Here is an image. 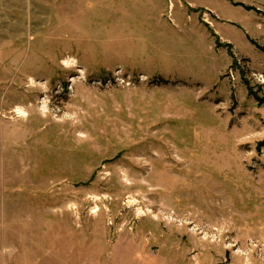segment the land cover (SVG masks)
Segmentation results:
<instances>
[{
	"label": "rangeland",
	"instance_id": "374dc122",
	"mask_svg": "<svg viewBox=\"0 0 264 264\" xmlns=\"http://www.w3.org/2000/svg\"><path fill=\"white\" fill-rule=\"evenodd\" d=\"M226 1L0 0V264H264V0Z\"/></svg>",
	"mask_w": 264,
	"mask_h": 264
},
{
	"label": "bare ground",
	"instance_id": "6f19581e",
	"mask_svg": "<svg viewBox=\"0 0 264 264\" xmlns=\"http://www.w3.org/2000/svg\"><path fill=\"white\" fill-rule=\"evenodd\" d=\"M72 62L73 61H65L64 65L69 66V64H71ZM18 112L21 113V114L23 113V111L21 109H18ZM134 202L133 201H130V204L133 205ZM204 214H205V212H204ZM139 216L140 217H146L147 215L142 210H139Z\"/></svg>",
	"mask_w": 264,
	"mask_h": 264
},
{
	"label": "crops",
	"instance_id": "0c3cea01",
	"mask_svg": "<svg viewBox=\"0 0 264 264\" xmlns=\"http://www.w3.org/2000/svg\"><path fill=\"white\" fill-rule=\"evenodd\" d=\"M219 4H225V6H228V4H230V2H228L226 0H219ZM202 7L208 8V9H210L212 11H216L218 13L217 8L215 6L212 7V6L205 5V6H202Z\"/></svg>",
	"mask_w": 264,
	"mask_h": 264
},
{
	"label": "trees",
	"instance_id": "16d2710c",
	"mask_svg": "<svg viewBox=\"0 0 264 264\" xmlns=\"http://www.w3.org/2000/svg\"><path fill=\"white\" fill-rule=\"evenodd\" d=\"M241 6H243L242 4H240ZM248 9H251L252 10V8H248ZM229 48H231V46L230 45H227ZM251 94H253V92L251 91ZM254 95V94H253ZM255 97H256V99L260 102V103H264V100L263 99H260L259 97H257L256 95H255Z\"/></svg>",
	"mask_w": 264,
	"mask_h": 264
}]
</instances>
